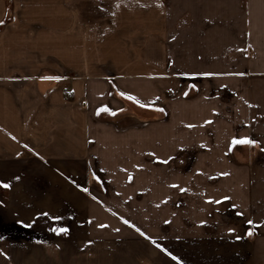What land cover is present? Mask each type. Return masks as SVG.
Listing matches in <instances>:
<instances>
[{"label":"crops","instance_id":"crops-1","mask_svg":"<svg viewBox=\"0 0 264 264\" xmlns=\"http://www.w3.org/2000/svg\"><path fill=\"white\" fill-rule=\"evenodd\" d=\"M258 1L0 0V264H264Z\"/></svg>","mask_w":264,"mask_h":264},{"label":"rangeland","instance_id":"rangeland-1","mask_svg":"<svg viewBox=\"0 0 264 264\" xmlns=\"http://www.w3.org/2000/svg\"><path fill=\"white\" fill-rule=\"evenodd\" d=\"M257 4H258V7L261 8L260 5L263 4V2L258 1ZM5 7H6L5 8V16L3 18L2 24H5L6 22L9 21L8 14H9V11L11 10V6L9 4V1H6ZM257 18H258V23H257L258 29H257V31L253 32L254 38L250 39L249 45L251 46V48L249 46V49H250L251 54H249V55H258V57H259L258 61H260L261 64H264V16H257ZM253 34H251V35H253ZM261 41H262V44H261ZM255 43L259 45L258 50L255 49ZM184 82H186V81H184ZM189 83H191V85H192L193 81H191ZM19 243H21V242H19ZM20 255H21V253H19V255H18L19 257H17V261H19V263H21L22 262L21 259H23L20 257Z\"/></svg>","mask_w":264,"mask_h":264},{"label":"snow or ice","instance_id":"snow-or-ice-1","mask_svg":"<svg viewBox=\"0 0 264 264\" xmlns=\"http://www.w3.org/2000/svg\"><path fill=\"white\" fill-rule=\"evenodd\" d=\"M49 79H59V77H49ZM121 95H125L124 93H121ZM129 99H134V97H131L129 96L128 97ZM105 111H107V109H104ZM257 142L253 139H249L247 137H243V138H240V139H236V138H233L232 140V144L233 145H254L256 144ZM0 187H4V188H9L10 187V184L0 180ZM84 191H87V189H84ZM227 199V198H225ZM213 203H218V201H211ZM45 215H47L45 213ZM54 219H59V217H55ZM22 223V222H21ZM125 223H128V221H125ZM249 224H252V221H248ZM30 226V225H29ZM54 231H57V232H61V233H66L68 231L67 228H58V229H53ZM139 231V230H138ZM229 231H234L233 229H229ZM143 234V233H142ZM169 255H171V253H169ZM173 259H176V257H173Z\"/></svg>","mask_w":264,"mask_h":264}]
</instances>
